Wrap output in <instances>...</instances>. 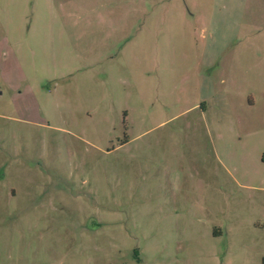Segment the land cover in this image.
Instances as JSON below:
<instances>
[{
	"label": "rangeland",
	"instance_id": "obj_1",
	"mask_svg": "<svg viewBox=\"0 0 264 264\" xmlns=\"http://www.w3.org/2000/svg\"><path fill=\"white\" fill-rule=\"evenodd\" d=\"M0 264H264V0H0Z\"/></svg>",
	"mask_w": 264,
	"mask_h": 264
}]
</instances>
